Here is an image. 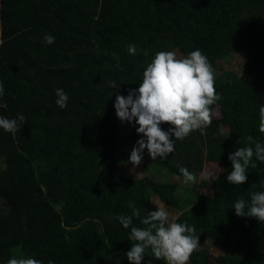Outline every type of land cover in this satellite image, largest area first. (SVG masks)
Segmentation results:
<instances>
[{"label":"trees","instance_id":"obj_1","mask_svg":"<svg viewBox=\"0 0 264 264\" xmlns=\"http://www.w3.org/2000/svg\"><path fill=\"white\" fill-rule=\"evenodd\" d=\"M45 34L55 42L45 43ZM0 41V116L25 117L15 134L0 129V264L12 257L130 264V228L115 217L131 216L132 201L140 210L133 226L146 227L140 219L156 210L155 196L181 211L175 222L194 227L200 246L217 245V258L199 246L188 264H264V223L232 208L264 191V163L253 156L257 167L239 186L226 179L228 155L249 146L246 137L264 144V0H0ZM192 49L207 56L222 97L211 106V125L157 158L162 182L124 176L119 164L142 134L134 121L117 118L116 95L138 87L155 53L182 58ZM239 51L242 78L219 70ZM58 88L69 97L65 109L55 103ZM143 157L150 158L147 150ZM180 166L195 185L182 182ZM218 168V179L200 193L201 173ZM149 260L164 264L147 254L141 264Z\"/></svg>","mask_w":264,"mask_h":264},{"label":"clouds","instance_id":"obj_2","mask_svg":"<svg viewBox=\"0 0 264 264\" xmlns=\"http://www.w3.org/2000/svg\"><path fill=\"white\" fill-rule=\"evenodd\" d=\"M43 40L51 45L55 42V37L45 34ZM136 51L135 44L128 45L129 54L135 55ZM214 79L215 70L200 49L191 51L182 58H177L174 51H159L145 67L138 87L128 89L126 96L116 95L114 108L117 118L122 123L134 121L138 125L136 132L142 134L128 157L133 167L141 164L145 150L151 160L164 159L175 150L176 141H183L193 131L204 133L212 123L214 113L211 106L222 99L214 87ZM111 87L116 89L119 85L112 81ZM4 91L3 82L0 81V97H3ZM56 96V105L65 109L69 100L67 93L58 88ZM0 107L6 105L0 103ZM258 111L259 132L264 133V105ZM23 123V114L14 119L0 116V129L11 134L20 131ZM164 123L170 125L167 130L161 127ZM245 142L249 146L236 148L228 155L231 171L226 179L236 186L247 181L249 167H257L252 160L253 156L256 161L264 163V144L255 141L250 135ZM179 172L184 184H196V176L187 167L180 166ZM217 179L212 171L206 170L201 173L200 182L210 183ZM128 206L132 209V215H119L115 219L125 229L130 228L127 239L132 244L125 253L130 264H141L145 254L162 260L164 264H188L191 255L200 246L194 227L170 221V213L163 204L156 205L155 211H148L140 219V223L146 227L133 226V217L139 218L140 210L132 201ZM232 208L238 217L255 218L257 223H264V191L253 192L250 203L242 197L237 199ZM6 264L42 262L32 257H12ZM48 264L55 262L49 260ZM148 264H151L150 260Z\"/></svg>","mask_w":264,"mask_h":264},{"label":"rangeland","instance_id":"obj_3","mask_svg":"<svg viewBox=\"0 0 264 264\" xmlns=\"http://www.w3.org/2000/svg\"><path fill=\"white\" fill-rule=\"evenodd\" d=\"M190 51H193V49L189 50V52ZM239 52L232 54L228 58L227 61L219 62L217 65L219 70H221V69L222 70H229V71H226L225 73H234L235 75L242 78L243 72H241V71H242V69L244 70V66H243L244 59H242L241 51H239ZM260 84H261V87L264 88V81L261 82ZM227 131H228V128H222L223 134L228 135ZM122 150L125 153L126 149L123 148ZM129 155L127 157H129ZM119 167H120L122 174L124 176H127L129 178H133V179L142 178V177L149 175L152 177L153 180H155L157 182H162L164 177H165V175L160 172L159 166L157 164V159L151 160V158L143 157L141 164L136 166V167H133V165L131 164L130 161L123 160V162L119 164ZM220 171H221L220 168L214 169L213 173L217 174ZM210 186H211V182L208 183V182L202 181V182H199V184H197V188H198V191L200 193H202L205 188H209ZM161 204H163L167 207V210L170 213V219L176 220L179 217L181 211L180 212L176 211L172 206L168 207L165 200H163L161 197L155 196L154 199L151 200V205L155 209H156V205H161ZM216 247H217V245L213 244L212 242H207V243H205L204 246L203 245L200 246V251L201 250L205 251L206 255L208 257H210V259H214L220 255V252L216 249Z\"/></svg>","mask_w":264,"mask_h":264}]
</instances>
